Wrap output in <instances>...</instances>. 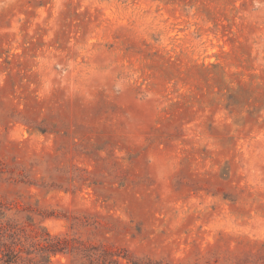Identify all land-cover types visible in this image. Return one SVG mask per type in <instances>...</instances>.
<instances>
[{
    "label": "rangeland",
    "instance_id": "obj_1",
    "mask_svg": "<svg viewBox=\"0 0 264 264\" xmlns=\"http://www.w3.org/2000/svg\"><path fill=\"white\" fill-rule=\"evenodd\" d=\"M45 233L264 264V0H0V264Z\"/></svg>",
    "mask_w": 264,
    "mask_h": 264
},
{
    "label": "trees",
    "instance_id": "obj_2",
    "mask_svg": "<svg viewBox=\"0 0 264 264\" xmlns=\"http://www.w3.org/2000/svg\"><path fill=\"white\" fill-rule=\"evenodd\" d=\"M45 246L43 247V252L46 255L41 256L42 264L50 263V255H56L57 253H68L73 257V264H122L118 259L120 257V252H115L106 247L97 246H86L82 245V248L68 249L69 242L63 239H53L48 234H46ZM6 245H4L5 248ZM64 252V250H66ZM5 264H10L19 260L20 252H16L12 247L6 246L3 249ZM123 258H127L123 255ZM129 262V261H128ZM132 264H139L131 261Z\"/></svg>",
    "mask_w": 264,
    "mask_h": 264
}]
</instances>
